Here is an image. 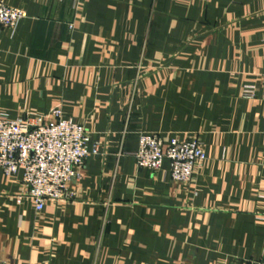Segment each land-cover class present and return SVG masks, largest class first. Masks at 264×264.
Masks as SVG:
<instances>
[{"label": "crops", "instance_id": "0c3cea01", "mask_svg": "<svg viewBox=\"0 0 264 264\" xmlns=\"http://www.w3.org/2000/svg\"><path fill=\"white\" fill-rule=\"evenodd\" d=\"M0 1L25 13L0 27V113L59 106L89 135L70 200L37 210L0 170L2 264L264 262V0ZM140 132L205 159L140 168Z\"/></svg>", "mask_w": 264, "mask_h": 264}, {"label": "built area", "instance_id": "2783aa9c", "mask_svg": "<svg viewBox=\"0 0 264 264\" xmlns=\"http://www.w3.org/2000/svg\"><path fill=\"white\" fill-rule=\"evenodd\" d=\"M24 16L22 9L0 1V27L14 29ZM262 81L264 84V73ZM244 94L251 97L254 90L247 87ZM88 141L86 129L66 118L59 106L46 114L26 113L19 118L0 113V170L8 177L21 171L23 196L41 210L47 201L73 198L69 186L80 178V169L89 155ZM135 158L138 167L153 171L168 161L172 179L189 181L194 164L205 159V154L197 139L172 137L164 146L158 132H140Z\"/></svg>", "mask_w": 264, "mask_h": 264}]
</instances>
